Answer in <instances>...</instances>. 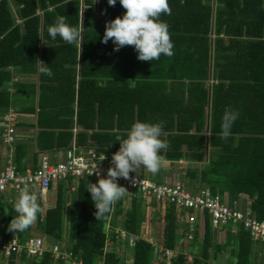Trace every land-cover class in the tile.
I'll use <instances>...</instances> for the list:
<instances>
[{"label":"trees","instance_id":"1","mask_svg":"<svg viewBox=\"0 0 264 264\" xmlns=\"http://www.w3.org/2000/svg\"><path fill=\"white\" fill-rule=\"evenodd\" d=\"M93 3L0 0V114L16 106L36 116L31 166L39 165L42 154L73 144L111 156L119 147L116 137L134 120L163 121L162 138L168 145L160 150L162 159L200 162L202 166L188 167L186 176L227 192L231 200L243 198L264 220V0H168L171 11L159 18L169 26L173 54L152 61L138 59L132 45L114 50L111 38L101 42L105 22L126 9L119 0L115 5L102 0L97 14ZM57 15L80 28L79 43L49 37L48 26ZM38 59L50 63L52 76L37 71ZM18 73L32 79H14ZM101 79L106 82L103 87L97 83ZM129 79H135L134 87ZM226 108L238 110L239 116L225 139L220 133ZM14 151L16 166L24 169L27 143L16 141ZM136 171L146 174L143 167ZM88 181L97 179L57 181L55 202L46 208L41 227L48 237L61 241L66 221L71 223L69 213H75L73 235L65 247L83 264L102 258L105 264H152L153 244L141 235L131 248L130 263L114 243L105 248L110 215L114 240L113 226L119 222L128 232L141 234L152 220L153 207L159 223L157 241L180 250L169 264H215L211 256L228 246L235 264H264V241L252 239L242 225L236 231L223 225L227 237L217 236L208 213L202 237L196 225L193 249L185 251L180 238L188 223L181 215L188 210L144 202L136 192L129 194L128 205L124 196L110 213L96 218ZM5 192L0 193V232L9 236L7 225L16 213ZM29 232L30 227L18 233L23 238ZM32 260L62 264L66 259L56 261L46 251Z\"/></svg>","mask_w":264,"mask_h":264},{"label":"built area","instance_id":"2","mask_svg":"<svg viewBox=\"0 0 264 264\" xmlns=\"http://www.w3.org/2000/svg\"><path fill=\"white\" fill-rule=\"evenodd\" d=\"M96 2L100 3L98 9H95L93 5L90 6L99 14L102 11V0H94V3ZM19 115L18 110L12 106L3 114V130L0 134L2 143L13 144L17 141L16 124ZM110 162L111 156L97 153L94 148H78L75 144L65 150V157L61 160L53 161L48 153L42 154L40 163L35 168L27 166L24 169H19L13 155H10L4 165L0 167V193L8 189H13L15 193H19V189L24 185H35L39 187L41 194L45 196L59 180L80 176H91L98 180L100 176H106ZM117 181L128 189L125 195V203L126 200L129 201V194L136 192L144 202H166L175 205L178 211L187 209V213L181 215V218L188 223L185 235L189 241L194 239L197 216L203 214L204 218L205 213L210 216L214 227L232 224L233 231H236L239 225H242L249 231L252 239L264 241V220L258 219L249 206L241 208L237 205L236 200L231 204L220 191L213 190L210 185L203 184L196 189H192L183 180L165 178L163 181L158 182L136 170L135 172L130 171L128 178L118 177ZM111 218L110 215L107 221L105 250L113 247L111 245L114 243V249L124 255L126 254L124 251L125 246L132 248L141 235L153 244V261L161 259L169 264L170 258L180 251L179 248L164 247L157 239L148 235L144 228L141 234L128 232L120 222L118 225L113 226L115 233V239L113 240L110 233ZM121 218L119 219L121 220ZM46 251H50L56 261L67 259L70 260L71 264H83V260L74 255L69 248L63 246L60 240L48 245L46 238L42 235L30 233L22 238L18 232L15 233V230L9 236L0 232V253L6 258L4 264H19L24 255L28 258H39ZM128 260L127 262H129ZM96 264H105L104 259H100Z\"/></svg>","mask_w":264,"mask_h":264},{"label":"clouds","instance_id":"3","mask_svg":"<svg viewBox=\"0 0 264 264\" xmlns=\"http://www.w3.org/2000/svg\"><path fill=\"white\" fill-rule=\"evenodd\" d=\"M107 3L115 5L117 0H107ZM119 3L126 11L105 22L101 42L107 43L111 38L114 50L124 45H132L137 58L145 61L159 59L161 54H173L169 26L165 20L159 18L161 13H170L168 0H119ZM47 31L52 40L59 36L70 44L80 42V28L67 23L65 15H57ZM49 64L38 59L37 71L52 76L53 71ZM129 80V86L134 87L135 79ZM97 83L103 87L106 82L101 79ZM238 116V110H224L221 116L222 138L226 139L232 135L231 129ZM162 130L163 121L149 122L137 119L125 130L124 135L116 137L119 147L111 154L107 175L100 176L96 182L88 181L86 187L96 209V218L110 213L113 205L128 192L124 185L118 183V177L128 178L130 171L135 172L140 167L150 173L159 170L162 162L160 150L168 145V141L162 138ZM34 187L24 185L19 189L12 205L16 215L12 216L7 225L9 231H24L36 220L40 206L37 194L32 190ZM127 263H130V260Z\"/></svg>","mask_w":264,"mask_h":264},{"label":"crops","instance_id":"4","mask_svg":"<svg viewBox=\"0 0 264 264\" xmlns=\"http://www.w3.org/2000/svg\"><path fill=\"white\" fill-rule=\"evenodd\" d=\"M15 77L19 80H21V79H26V80L32 79V76H30L29 74H21V73L16 74ZM12 107L16 108L18 110V112L20 113L19 118H18V122L16 124L17 142L22 141L24 143H27L28 155H27V160H26V167L31 166V165H33V162H34L33 152L35 149L36 133L38 131V127L36 126V116L31 115V114H27V113H23L16 106H12ZM2 116L3 115L0 114V134L3 130ZM14 152H15L14 151V143L13 144L2 143L0 145V166L4 165L7 157H9L10 155H13V157H14ZM48 155L51 157V159L53 161L61 160L65 157V150L51 151L48 153ZM39 162H40V158H39ZM173 162H175V161L162 159L161 167L159 168V170L156 173H150L147 171V172H145L146 173L145 175H148L150 178H151V176L156 177L158 175H161L163 180L165 178L170 179V180L180 179V180L185 181L192 189H196L200 185H202L200 182H197L195 179H191L188 176H186V169L187 168L180 170L181 166H179V167H174L175 168V170H174V168H172V166L174 165ZM187 178H189V180H187ZM54 185L50 188V190L46 193L45 196H43L41 194L38 186L32 185V186H35L32 190L35 191L37 194L40 210L37 213L36 220L29 226L30 232L28 234H30L33 230L35 231V228H38L39 230H41V227H42L41 222H42V220H44L45 210L48 206L53 205L55 202L56 191H55ZM9 192L12 193L11 201H12V203H14V199L18 195V193H15L13 189H10ZM223 195H224L225 199H227L231 204L233 201H235V200L230 199L229 194L227 192H225ZM236 202H237V205L241 208L246 206V202L243 198L236 199ZM182 220H183V218H182ZM196 225L198 226L197 228H198L199 232H201L200 229H202L204 227V221H203V216L200 214L197 216ZM183 227L184 226L180 227V231L183 229ZM221 227L222 226L215 227L216 231H217L216 233H218L217 236L219 234H223L224 238H226L227 237L226 236L227 231ZM148 228H150V229H148ZM222 229L225 231L224 232L220 231ZM231 229H232V227H231ZM233 229H232V231H233ZM144 231H146L147 234L150 235L151 237H153L154 239L158 238V235L156 233V228L153 227L151 222H150V226H147V227L144 226ZM39 235H41V234L39 233ZM185 251H187V250H185ZM225 251H228V252H225V253L223 252L224 253V259H227L228 257L233 256V255H231L232 251L230 249L225 250ZM161 262H164V261H162L161 259H155L153 261V264H161ZM231 264H235V261L231 260Z\"/></svg>","mask_w":264,"mask_h":264},{"label":"rangeland","instance_id":"5","mask_svg":"<svg viewBox=\"0 0 264 264\" xmlns=\"http://www.w3.org/2000/svg\"><path fill=\"white\" fill-rule=\"evenodd\" d=\"M92 5H93V7L95 9H98L100 3L96 2V3H93ZM173 164L174 165L172 166V168L181 166V169L180 170L186 169L188 167H198V166H202V164L200 162L188 161V160H185V159L177 160V161L173 162ZM143 170H144V172H147V170L145 168H143ZM174 170H175V168H174ZM151 178H153L154 180H157L158 182L163 181V178H162L161 175H158L156 177L151 176ZM187 180H189V178H187ZM9 190L10 189H8L5 192V194H6V197L10 199L12 193H10ZM126 205H128V200H126ZM67 208H69V206H67ZM155 211H156V209L153 207V209L151 210L150 215H152V217H151V219H152L151 220V223H152L153 227L156 228V233L158 235L159 223H158V220L156 218V212ZM200 215H203V214H200ZM69 217L71 219V221H70L71 223H68L66 221L65 227L63 229V236H62V240H61V244L63 246H66L68 244V241L67 240H69L72 237V235H73V229H74V225H75V213H73V212L69 213ZM43 222H44V220H42V222H41L42 225H43ZM183 223H184V221H183ZM148 226H150V224ZM225 226L228 227V228H230L232 226V224H228V225H225ZM203 228L200 229L201 232H199V234H200L201 237H202V234H203ZM148 229H150V228H148ZM220 231L224 232L225 230L222 229ZM31 233L38 234V235L40 233L42 236H44L46 238V241H47V244L48 245L57 241L54 238L48 237L43 232V229L41 231L38 228H35V231L33 230ZM216 234H218V233H216ZM219 236H220V234H219ZM180 241L183 243V249L191 252V250L193 249L192 241H189L186 238V235H183L180 238ZM124 249H125L124 251L127 254L126 257L128 256L127 259L132 260V256H133L132 249L131 248L130 249L127 248V246H125ZM226 249L229 250L231 248L228 246ZM223 252L225 253V252H228V251H224L223 250V251L219 252L216 256L212 255L211 256V261H213L215 264H231V260L232 261H235V258L233 256L232 257H228L227 259H224V253ZM5 260H6L5 256L0 253V264L5 263ZM19 264H33V260H32V258H28L27 256L24 255L20 259ZM62 264H71V263H70V260H67L66 259ZM161 264H167V263L166 262H161Z\"/></svg>","mask_w":264,"mask_h":264}]
</instances>
